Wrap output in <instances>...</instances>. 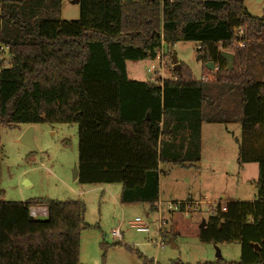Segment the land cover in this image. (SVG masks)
I'll return each mask as SVG.
<instances>
[{
    "label": "trees",
    "instance_id": "trees-1",
    "mask_svg": "<svg viewBox=\"0 0 264 264\" xmlns=\"http://www.w3.org/2000/svg\"><path fill=\"white\" fill-rule=\"evenodd\" d=\"M78 7V20L61 21V0H0V129L76 125L77 181L119 184L122 204L156 211L159 164L195 167L201 124L239 122L238 164L257 165L256 198L229 202L224 212L213 207L198 237L237 243L235 264H264V80L251 78L241 51L233 54L237 73L221 58L260 36L264 18L243 0H78ZM178 42L198 44L201 59L217 66V81L239 99L237 113H214L207 82L183 66L155 83L128 79L127 62L155 61ZM32 206L46 218L31 217ZM175 206L184 213L187 203ZM84 212L77 201L0 202V264H80Z\"/></svg>",
    "mask_w": 264,
    "mask_h": 264
},
{
    "label": "rangeland",
    "instance_id": "rangeland-1",
    "mask_svg": "<svg viewBox=\"0 0 264 264\" xmlns=\"http://www.w3.org/2000/svg\"><path fill=\"white\" fill-rule=\"evenodd\" d=\"M77 0H61V21L79 18ZM248 13L264 18V0H243ZM244 31V29H243ZM239 44V43H238ZM237 43L227 48L228 53L241 51L245 68L254 81L264 80V32L249 38L243 47ZM198 44L178 42L163 46L160 61L127 62L130 80L148 82L151 78L168 79L174 66L188 71L190 79L206 81L208 107L214 113L225 109L237 113L239 99L229 93L228 85L215 76L200 56ZM171 54L173 59L167 55ZM4 50L2 58H6ZM5 59L4 65H7ZM237 66L238 61L233 62ZM206 109V105L204 106ZM29 126L18 125L0 129V202L26 203L35 199L58 202L77 201L84 205V223L88 228L79 235L80 264H235L240 258V247L232 244H204L199 241L202 222H207L216 205L229 202H252L256 198L254 182L258 170L255 163L238 164L237 140L241 137L239 122L202 123L200 130V161L195 167L159 164V200L157 210L148 204L120 202L119 184L89 185L73 180L78 162V130L74 124L40 123L31 126L34 149L20 142ZM185 204L184 213L174 210L175 204ZM168 204L173 205L168 210ZM34 207V206H32ZM140 219L148 233H138L131 223ZM118 230L121 239L111 237ZM219 254V257H217ZM218 260L220 262L218 263Z\"/></svg>",
    "mask_w": 264,
    "mask_h": 264
},
{
    "label": "built area",
    "instance_id": "built-area-1",
    "mask_svg": "<svg viewBox=\"0 0 264 264\" xmlns=\"http://www.w3.org/2000/svg\"><path fill=\"white\" fill-rule=\"evenodd\" d=\"M237 47H240V48H242L243 47V45H242V43H239L238 45H237ZM160 53H161V50H160V52L157 54V56H156V58H155V61L154 62H156V61H158L159 63H158V65H159V69H156V68H154V65L152 64L151 65V67H150V71L152 72V73H155V75H156V72H159V75H162V73H163V66H164V64L160 61L161 59H160ZM160 79V78H159ZM157 80H156V78L154 77V78H151L150 79V82L151 83H155ZM205 81V80H204ZM173 209V205H170V204H168V210H172ZM174 210H177V207L175 206L174 207ZM221 211H225V208H222L221 209ZM30 216L31 217H33V218H46V216H47V212H46V209L45 210H41V209H38V208H31L30 209ZM131 227L132 228H134L138 233H148V228H147V226L140 220V219H138V218H136L132 223H131ZM111 237L113 238V239H116V240H120L121 239V233L118 231V230H113L112 232H111Z\"/></svg>",
    "mask_w": 264,
    "mask_h": 264
},
{
    "label": "water",
    "instance_id": "water-1",
    "mask_svg": "<svg viewBox=\"0 0 264 264\" xmlns=\"http://www.w3.org/2000/svg\"><path fill=\"white\" fill-rule=\"evenodd\" d=\"M74 3L78 4V0L75 1ZM221 58L227 64L228 71H231L232 64H233V61H234V55L231 54V53H228V52H222L221 53ZM198 59H201V56H199ZM205 67L209 71H212V69L214 68V65H213V63L208 62V63H206ZM175 71H179V66L178 65L175 66ZM32 133H33V129H32L31 126H29L28 129L26 130V132L20 138V142L23 145H25L26 147H28V148L33 150L35 147H34L33 140H32ZM73 180H77V169H76V167L73 170ZM203 226H204V222L201 223L200 228H203ZM217 257H219V254H217Z\"/></svg>",
    "mask_w": 264,
    "mask_h": 264
},
{
    "label": "crops",
    "instance_id": "crops-1",
    "mask_svg": "<svg viewBox=\"0 0 264 264\" xmlns=\"http://www.w3.org/2000/svg\"><path fill=\"white\" fill-rule=\"evenodd\" d=\"M126 70H127V68H126ZM127 77H128V74H127ZM129 79V78H128ZM134 81V80H133ZM192 167V166H191ZM221 207L222 208H224V205H221ZM36 208H38V209H41V210H45V208H43V207H36ZM38 219H44L43 217L42 218H38ZM122 237V236H121Z\"/></svg>",
    "mask_w": 264,
    "mask_h": 264
},
{
    "label": "clouds",
    "instance_id": "clouds-1",
    "mask_svg": "<svg viewBox=\"0 0 264 264\" xmlns=\"http://www.w3.org/2000/svg\"><path fill=\"white\" fill-rule=\"evenodd\" d=\"M33 208H36V207H33Z\"/></svg>",
    "mask_w": 264,
    "mask_h": 264
}]
</instances>
